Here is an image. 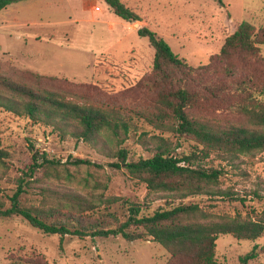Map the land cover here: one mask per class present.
<instances>
[{"label":"rangeland","instance_id":"obj_1","mask_svg":"<svg viewBox=\"0 0 264 264\" xmlns=\"http://www.w3.org/2000/svg\"><path fill=\"white\" fill-rule=\"evenodd\" d=\"M126 2L143 6L146 15L156 18L152 30L194 67L208 64L242 21L257 29L264 26V0ZM141 27L142 21L132 22V29ZM259 47L264 63V44ZM154 55L148 38L128 30L105 0H21L0 11V74L34 90L48 89L77 104L112 112L113 121L112 128L84 140L58 118L36 121L0 107V201L9 203L8 196L23 178L24 205L57 209L61 215L69 213L76 197L99 209H104L107 199H130L146 203L149 212L169 201H182L198 204L213 220L249 218L261 211L264 150L236 156L212 152L201 158L197 165L222 174L208 191L187 197L152 191L142 178L117 166L120 149L127 150L128 161H138L152 157L160 144L174 154L202 147L176 133L172 121L157 118L154 94L140 84L151 76ZM258 68L264 74V65ZM191 115L216 127L255 128L242 114L217 107L193 109ZM36 152H46L56 164L30 174ZM256 244L264 247V238L239 240L221 234L216 257L221 264H241L240 257ZM170 259L169 251L152 237L61 238L43 233L19 216L0 219V264H167ZM248 264H264V248Z\"/></svg>","mask_w":264,"mask_h":264},{"label":"trees","instance_id":"obj_2","mask_svg":"<svg viewBox=\"0 0 264 264\" xmlns=\"http://www.w3.org/2000/svg\"><path fill=\"white\" fill-rule=\"evenodd\" d=\"M21 0H0V11ZM112 11L129 22L140 15L121 0H105ZM155 50L151 76L140 84L154 94L158 119L172 121V129L202 145L189 154H174L160 144L152 157L128 161V152L120 149V164L146 182L156 192H172L187 197L200 194L218 183L221 170L197 165L212 152L236 156L264 150V74L259 45L264 44V26L257 29L244 20L229 35L218 54L209 63L194 67L176 54L164 36L148 26L138 29ZM220 62V68L217 64ZM42 75L40 74V77ZM218 76V77H217ZM218 78V79H215ZM0 107L18 115L41 121L58 118L73 127L77 139L91 140L102 129L113 127L112 112L95 106L80 105L48 89L40 91L9 80L0 74ZM218 110L242 114L255 128L240 125L216 127L191 115V110ZM30 174L46 165L56 164L46 152L34 155ZM23 178L9 203L0 201V219L19 216L45 234L65 236L116 237L128 241L152 237L171 254L167 264H221L216 257L217 239L229 234L239 240L264 238V208L249 218L211 219V213L198 204L169 201L149 212L146 203L114 197L99 209L83 197H76L66 215L56 210L23 204ZM59 210V209H58ZM90 212V213H89ZM88 213L90 215H88ZM88 215V219L84 218ZM264 247L256 244L240 257L248 264ZM260 249V250H259Z\"/></svg>","mask_w":264,"mask_h":264},{"label":"crops","instance_id":"obj_3","mask_svg":"<svg viewBox=\"0 0 264 264\" xmlns=\"http://www.w3.org/2000/svg\"><path fill=\"white\" fill-rule=\"evenodd\" d=\"M84 2H87V0H84ZM122 2L128 6L129 8H131L132 10H135L141 17V20L139 21H142V24L143 26H148L149 28L151 29H154L153 28V25L151 21H154V23L156 24V18L153 20L152 18H150L148 15H146L144 12H143V6L141 5H131L130 3L126 2V0H122ZM91 8L94 9V4L91 5ZM119 17V16H118ZM121 18V17H119ZM122 19V18H121ZM172 19V17L170 16V20ZM124 20V19H123ZM125 21V27L130 30L132 33L136 32L138 34V30H135V29H132V22H129V21ZM110 27H113V24L110 25ZM139 35V34H138Z\"/></svg>","mask_w":264,"mask_h":264},{"label":"built area","instance_id":"obj_4","mask_svg":"<svg viewBox=\"0 0 264 264\" xmlns=\"http://www.w3.org/2000/svg\"><path fill=\"white\" fill-rule=\"evenodd\" d=\"M96 10H100V7H99V6H97V7H96Z\"/></svg>","mask_w":264,"mask_h":264}]
</instances>
